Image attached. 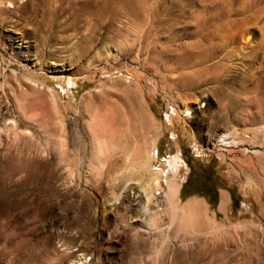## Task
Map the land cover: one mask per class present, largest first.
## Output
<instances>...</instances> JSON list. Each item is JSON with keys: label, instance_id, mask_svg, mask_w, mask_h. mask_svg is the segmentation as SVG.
Masks as SVG:
<instances>
[{"label": "rangeland", "instance_id": "rangeland-1", "mask_svg": "<svg viewBox=\"0 0 264 264\" xmlns=\"http://www.w3.org/2000/svg\"><path fill=\"white\" fill-rule=\"evenodd\" d=\"M25 1L0 0V264H264V0Z\"/></svg>", "mask_w": 264, "mask_h": 264}, {"label": "bare ground", "instance_id": "bare-ground-1", "mask_svg": "<svg viewBox=\"0 0 264 264\" xmlns=\"http://www.w3.org/2000/svg\"><path fill=\"white\" fill-rule=\"evenodd\" d=\"M2 1H4V0H2ZM6 1H7V0H6ZM12 1H16V2H17V0H12ZM24 1H25V0H24ZM38 1H39V0H38ZM46 1H48V3H47V6H45V9H48V7H49L50 5L52 6V3L55 2V0H46ZM61 1H62V0H61ZM81 1H82V0H81ZM83 1H84V0H83ZM95 1H100V0H95ZM102 1H103V0H102ZM125 1H126V3H129L127 6H130V3L133 2V1H131V0H130L131 2H130L129 0H128V1L125 0ZM125 1L123 2L124 4H125ZM134 1H135V0H134ZM139 1H140V0H138V2H139ZM141 1H142V0H141ZM141 1H140V2H141ZM189 1H190V0H189ZM204 1H207V0H204ZM208 1H209V0H208ZM208 1H207V2H208ZM224 1H226V0H224ZM235 1H236V0H235ZM237 1H238V0H237ZM244 1L246 2V0H243V2H244ZM21 2H23V1H21ZM34 2H35V1L26 0L24 3H22L20 6H18V10H19V12H21L22 15H23V14H26V13H30V14H31L30 16H32V17H37V16H38V13H39V8H38L39 5L36 4V3H34ZM73 2H74V1H73ZM78 2H79V1H78ZM86 2H87V1H85V3H86ZM104 2H105V1H104ZM138 2H137V3H138ZM144 2H145V1L143 0L141 4H143ZM207 2H205L206 5H207ZM213 2H214V1H213ZM233 2H234V1H233ZM245 2H244V3H245ZM7 3H8V2H7ZM9 3H10V2H9ZM17 3H20V2H17ZM105 3H106L107 5L109 4L107 1H106ZM105 3H104V4H105ZM112 3H113V2H112ZM116 3H117V2H116ZM133 3H134V2H133ZM146 3H147V2H145V4H146ZM217 3H219V2L217 1ZM220 3H221V0H220ZM222 3H225V2H223V0H222ZM64 4H65V3H64ZM97 4H98V5H101V4H99L98 2H97ZM104 4H103V5H104ZM106 4H105V5H106ZM145 4H144V5H145ZM187 4H189L188 1H187ZM191 4H192V3H191ZM227 4H228V3H227ZM232 4H233V3H232ZM232 4H231V5H232ZM246 4H247V3H246ZM253 4H254V3H253ZM10 5H11V3H10ZM12 5H13V3H12ZM60 5H62V4H60ZM66 5H67V4H66ZM69 5H70V4H69ZM75 5H76V4H75ZM88 5H89V4H88ZM103 5H102V6H103ZM105 5H104V6H105ZM110 5H112V4H110ZM110 5H109V6H110ZM113 5H114V3H113ZM144 5H141V6H144ZM147 5H148V4H147ZM147 5H145V6H147ZM192 5H193V4H192ZM201 5H202V4H201ZM206 5H205V6H206ZM216 5H218V4H216ZM219 5H220V4H219ZM222 5H223V4H222ZM231 5H230V7H231ZM234 5H235V4H234ZM244 5H245V4H244ZM78 6H80V5H78ZM82 6H83V5H82ZM102 6H100V7H102ZM104 6L102 7L103 9H104ZM109 6H107V8H105L107 12L105 11V9H104V12H103V9L101 8V9H102V10H101V11H102V12H101V15H102V13H105V12L107 13V14H105V15H108V10H107V9L110 8ZM122 6H123V5H122ZM139 6H140V3H139ZM181 6H182V5H181ZM181 6H180V7H181ZM189 6H191V5H189ZM193 6H194V5H193ZM202 6H203V5H202ZM207 6H208V5H207ZM209 6H213V5H211V3H210ZM242 6H243V4H242ZM0 7H2V6H0ZM3 7H4V6H3ZM11 7H12V6H11ZM40 7H41V6H40ZM53 7H54V6H53ZM57 7H58V5H57ZM61 7H62V6H60V7H58V8L60 9ZM72 7H74V6H72ZM80 7H81V6H80ZM86 7H87V6H86ZM100 7H99V8H100ZM132 7H133V4H132V6H131V9H132ZM134 7H135V9H137L136 6H134ZM151 7H152V6H151ZM151 7H150V8H151ZM180 7H179V8H180ZM183 7H185V5L181 7L182 9L180 8L181 12L185 9V8L183 9ZM187 7H188V5H187ZM195 7H196V6H195ZM195 7H194V8H195ZM213 7H214V6H213ZM221 7L223 8L224 6H221ZM221 7H220V8H221ZM244 7H245V6H244ZM246 7H247V6H246ZM7 8L11 9L10 6L7 7ZM15 8H16V7H15ZM68 8H69V7H68ZM78 8H79V7H78ZM87 8H90V7H87ZM95 8H96V9H95ZM95 8H94V9L98 11L99 8L97 9V6H96ZM125 8H126V9H124V10H127V8H128V7H126V4H125ZM141 8H142V7H141ZM154 8H155V7H154ZM160 8H161V7H160ZM170 8H171V7H170ZM205 8H207V7H205ZM211 8H212V7H211ZM218 8H219V6H218ZM218 8H216L215 10H219ZM224 8H226V7H224ZM9 9H8V10H9ZM12 9H13V8H12ZM51 9H52V8H51ZM59 9H58V11H59ZM85 9H86V8H85ZM85 9H84V6H83L82 8H80V10H79V9H75V8H73V10H74L75 12L79 13V14H82V11L85 12ZM90 9H91V8H90ZM113 9H114V7L112 6V10H113ZM116 9H117V8H116ZM121 9H122V8H121ZM142 9H143V8H142ZM146 9H147V7H146ZM146 9H143L142 11L144 12V10H146ZM157 9H158V8H157ZM171 9H172V8H171ZM173 9H174V8H173ZM188 9H189V8H188ZM198 9H199V8H198ZM227 9H228V8H227ZM254 9H255V8H254ZM81 10H82V11H81ZM95 10H94V11H95ZM147 10H148V9H147ZM147 10H146V13H147ZM151 10H152V9H151ZM151 10H149V11H151ZM159 10H160V9H159ZM178 10H179V9H178ZM178 10H177V11H178ZM180 10H179L177 13H179ZM185 10H186V9H185ZM189 10L192 11L193 9L190 8ZM211 10H214V9H211ZM224 10H225V9H224ZM231 10H232V9H231ZM258 10H259V9H258ZM261 10H262V9H261ZM9 11H10V10H9ZM13 11H16V10H13ZM13 11H12V12H13ZM49 11H50V8H49ZM53 11H54V10H53ZM58 11H57V12H58ZM64 11H65V10H64ZM94 11H93V12H94ZM97 11L95 12L96 15L99 14ZM116 11H117V10H116ZM118 11H120V10H118ZM138 11H139V9H138ZM191 11H190V12H191ZM204 11L206 12V9H205ZM66 12H67V11H66ZM75 12H74V13H75ZM99 12H100V10H99ZM127 12H130V9H129ZM131 12H132V11H131ZM157 12H158V10H157ZM174 12H175V11H174ZM202 12H203V10H202ZM202 12H201V13H202ZM215 12H216V11H215ZM263 12H264V11H263ZM16 13H17V12H16ZM16 13H15V14H16ZM72 13H73V12H72ZM110 13H112V12L110 11ZM114 13H115V12H114V10H113V14H114ZM116 13L118 14V12H116ZM119 13H120V12H119ZM122 13H123V11H122L120 14H122ZM132 13L134 14V12H132ZM135 13H136V12H135ZM139 13H140V12H139ZM144 13H145V12H144ZM152 13L155 14L154 12H152ZM152 13H150V14H152ZM163 13H164V11L162 12V14H163ZM171 13H173V12H171ZM186 13H187V11H186ZM195 13H196V12H195ZM201 13H200V15L204 14V13H202V14H201ZM211 13H212V12H211ZM211 13H210V14H211ZM216 13H217V12H216ZM220 13H221V12H220ZM222 13L225 14L226 12L224 13L223 10H222ZM222 13H221V14H222ZM243 13H244V12H243ZM245 13H246V12H245ZM1 14H2V13H1ZM8 14H11V12H10V13L8 12ZM18 14H19V13H18ZM56 14L58 15V13H56ZM84 14H85V13H84ZM113 14H111V15H113ZM125 14H126V12H125ZM133 14H132V15H133ZM142 14H143V13H141V15H142ZM157 14H158V13H157ZM162 14H161V15H162ZM167 14H168V11H167ZM183 14H184V12H183ZM193 14H194V13H193ZM214 14H215V13H214ZM217 14H218V13H217ZM223 14H222V15H223ZM62 15H63V14H62ZM90 15H93V14H90ZM101 15H100V16H101ZM115 15H116V14H115ZM127 15H129V13H128ZM134 15H135V14H134ZM158 15H159V14H158ZM170 15H171V14H170ZM186 15H187V14H186ZM204 15L206 16V14H204ZM207 15H208V13H207ZM211 15H212V14H211ZM211 15H210V16H211ZM222 15H221V16H222ZM232 15H233V14H232ZM241 15H242V14H241ZM11 16H12V14H11ZM14 16H15V15H14ZM16 16H17V15H16ZM20 16H21V15H20ZM73 16H74V15H73ZM79 16H80V15H79ZM83 16H84V15H83ZM83 16H82V17H83ZM85 16H86V14H85ZM85 16H84V17H85ZM102 16H103V15H102ZM113 16H114V15H113ZM120 16H121V15H119L118 18H122V16H121V17H120ZM124 16H125V15H123V18H125ZM137 16H138V15H137ZM137 16H136V17H137ZM146 16H147V14H146ZM150 16H151V15H150ZM152 16H153V15H152ZM174 16H176V15H174ZM177 16H178V15H177ZM183 16H184V15H183ZM190 16H191V15H190ZM205 16H204V17H205ZM214 16H217V15L215 14ZM221 16H220V17H221ZM260 16H261V15H260ZM77 17H78V16H77ZM89 17H90V16H89ZM97 17H98V15H97V16H94V21L97 20V19L99 18V19H100L99 21L102 22V21H101L102 18H101V17H98V18H97ZM104 17H105V16H103V18H104ZM129 17H130V16H128L127 18H129ZM140 17H141L140 19H142L143 17H145V15H144L143 17H142V16H140ZM148 17H149V14H148ZM153 17H154V16H153ZM196 17H197V18H196ZM196 17H195V18L198 19V18L201 17V16H197V15H196ZM204 17H201V19H204ZM206 17H207V16H206ZM218 17H219V16H218ZM254 17H255V16H254ZM254 17H253V18H254ZM3 18H4V17H3ZM55 18H56V17H55ZM75 18H76V17H75ZM85 18H86V17H85ZM91 18L93 19V17H91ZM91 18H90V19H91ZM96 18H97V19H96ZM109 18H110V22H111V16H110V14H109ZM130 18H131V17H130ZM130 18H129V19H130ZM138 18H139V17H138ZM176 18H177V17H176ZM182 18H183V17H182ZM187 18H190V17L187 16ZM193 18H194V17H193ZM221 18H222V17H221ZM69 19H70V18H69ZM78 19H79V18H78ZM87 19H88V18H87ZM115 19H116V16H115ZM135 19H137V18L134 17V20H135ZM140 19H138V20H140ZM152 19H153V18H152ZM178 19H179V18H178ZM199 19H200V18H199ZM201 19L199 20L200 22L202 21ZM216 19H217V18H216ZM262 19H263V18H262ZM4 20H5V18H4ZM76 20H77V18H76ZM81 20H82V19H81ZM105 20H106V19H105ZM108 20H109V19H108ZM120 20H121V19H120ZM123 20L125 21L126 19H123ZM123 20H122V21H123ZM154 20H155V19H154ZM170 20H171V19H170ZM183 20H184V18H183ZM190 20H191V19H190ZM190 20H189V21H190ZM204 20H205V19H204ZM90 21H91V20H89L88 23H92V21H91V22H90ZM103 21H104V20H103ZM124 21H123V22H124ZM130 21H131V20H130ZM147 21H148V20H147ZM178 21H179V20H178ZM187 21H188V20H187ZM189 21H188V23H185V26H186V24H189V23H190ZM194 21H196V20H194ZM207 21H208V19H207ZM212 21H213V20H212ZM223 21H224V19H223ZM230 21H231V20H230ZM251 21H252V20H251ZM258 21H259V19H258ZM5 22H6V21H5ZM74 22H75V21H74ZM95 22H96V21H95ZM110 22H109V23H110ZM123 22H122V23H123ZM127 22H128V21H127ZM134 22H136V21H134ZM139 22H141V21H139ZM139 22H137L136 24H138ZM184 22H186V19H185V21H183V23H184ZM191 22H192V21H191ZM197 22H198V20H197ZM203 22H204V21H203ZM205 22H206V21H205ZM205 22H204V23H205ZM213 22H214V21H213ZM227 22H228V21H227ZM247 22H248V21H247ZM249 22H250V20H249ZM263 22H264V20H263ZM2 23H3V22H2ZM45 23H46V25H45L44 27H45L46 30H50V29L56 24L55 22H53V21H51V20H50V21H46ZM96 23H97V22H96ZM111 23H112V22H111ZM117 23H119V22H117ZM122 23H121V24H122ZM124 23H125V22H124ZM128 23H129V24H132V23H130V22H128ZM128 23H127V24H128ZM142 23H143V22H142ZM192 23H193V22H192ZM208 23H209V22H208ZM208 23H207V24H208ZM210 23H211V22H210ZM215 23H216V22H215ZM218 23H219V22H218ZM225 23H226V22H225ZM233 23H234V22H233ZM85 24H86V23H85ZM121 24H120V25H121ZM129 24H128V25H129ZM197 24H198V23H197ZM200 24H201V23H200ZM205 24H206V23H205ZM205 24H204V26H206ZM216 24H217V23H216ZM216 24H214V25L216 26ZM227 24H228V23H227ZM227 24H226V25H227ZM250 24H251V23H250ZM256 24H258V23H256ZM90 25H91V24H90ZM99 25H100V24H97V26H99ZM102 25H103V23H102ZM108 25H109V24H108ZM108 25H107V26H108ZM113 25H114V24H113ZM113 25H112V26H113ZM124 25H126V24H124ZM124 25H123V26H124ZM134 25H135V24H134ZM190 25H191V24H190ZM211 25H213V24H211ZM214 25H213V28L215 27ZM230 25H231V24H230ZM237 25H238V23H237ZM254 25H255V24H254ZM261 25H262V24H261ZM34 26H35V25H34ZM70 26H71V25H70ZM109 26H110V25H109ZM109 26H108V27H109ZM135 26H136V25H135ZM140 26H141V25H140ZM193 26H196V24L193 25ZM200 26L202 27V25H200ZM228 26H229V25H228ZM246 26H247V25H246ZM32 27H33V26H32ZM92 27H93V24H92ZM94 27H95V25H94ZM114 27H115V25H114ZM124 27H126V26H124ZM130 27L133 28L134 26L131 25ZM130 27H129V28H130ZM190 27H191V26H190ZM196 27H197V26H196ZM207 27H208V26H206V28H207ZM217 27H218V26H217ZM229 27H230V26H229ZM243 27H244V23H243ZM243 27H242V28H243ZM247 27H248V26H247ZM122 28H123V27L121 26V29H122ZM132 28H131V29H132ZM137 28H138V30L141 29L140 27H137ZM203 28H204V27H203ZM203 28H202V29H203ZM219 28H220V27H219ZM227 28H228V27H226L225 29H227ZM232 28H233V27H232ZM232 28H231V29H232ZM236 28H237V27H236ZM238 28H239V27H238ZM68 29H69V28H68ZM82 29H83V28H82ZM96 29L98 30V28H96ZM96 29H95V30H96ZM111 29H112V28H111ZM113 29H114V28H113ZM113 29H112V30H113ZM123 29L126 30L125 28H123ZM127 29H128V28H127ZM133 29H136V27L133 28ZM133 29H132V30H133ZM143 29H144V28H143ZM158 29H159V28H158ZM197 29H199L200 32H202V34L204 33L203 31H201V28L198 27ZM197 29H196V33H197ZM204 29H205V28H204ZM207 29H210V27L207 28ZM231 29H230V30H231ZM243 29H244V28H243ZM34 30H35V29H34ZM38 30H39V29H38ZM128 30H130V29H128ZM138 30H136V31H138ZM215 30H216V29H215ZM220 30H221V29H220ZM223 30H224V29H223ZM263 30H264V29H263ZM79 31H81V29H80ZM89 31H90V29H89ZM102 31H103V30H102ZM109 31H110V30H109ZM118 31H119V30H118ZM140 31H142V29H141ZM140 31L138 32V34L140 33ZM204 31H205V30H204ZM217 31H218V29H217ZM250 31H251V30H250ZM31 32H33V31H31ZM52 32H53V31H52ZM112 32H115V30H113ZM126 32H127V30H126L125 33H123V34H126ZM133 32H135V30H134ZM142 32H143V31H142ZM142 32H141V33H142ZM198 32H199V31H198ZM200 32H199L198 34H200ZM209 32H211V33L213 34V36H215V35H214V32H212L211 30H210ZM218 32H219V31H218ZM226 32H227V30H226ZM232 32L234 33V31L232 30V31L230 32L231 35H232ZM239 32H240V31H239ZM106 33H107V32H106ZM106 33H105V34H106ZM108 33H109V32H108ZM120 33H122V32H120ZM128 33H129V34L132 33L131 30H130V32H128ZM128 33H127V34H128ZM148 33H149V32H148ZM194 33H195V32H194ZM216 33H217V32H216ZM216 33H215V34H216ZM228 33H229V31H228ZM94 34H95V33H94ZM116 34H118V32H117ZM123 34H121V36H122ZM143 34H144V33H143ZM145 34H147V33H145ZM192 34H193V33H192ZM198 34H197V36H198ZM206 34H207V33H206ZM206 34H205V35H206ZM212 34H210V36H211ZM226 34H227V33H225L224 35H226ZM236 34H237V33H236ZM236 34H235V35H236ZM240 34H241V33H240ZM262 34H263V33H262ZM101 35H102V34H101ZM113 35H114V34H113ZM132 35H136V34L134 33V34H132ZM139 35H140V34H139ZM148 35H149V34H148ZM193 35H194V34H193ZM200 35H201V34H200ZM216 35H217V34H216ZM104 36H105V35H104ZM124 36H125V35H124ZM124 36H122V37L124 38ZM144 36H145V35H144ZM210 36H209V37H210ZM226 36H229V34L226 35ZM238 36H239V35H238ZM89 37H90V36H89ZM99 37L102 38V36H99ZM111 37H112V35H111ZM116 37H117V35H116ZM127 37H128V35H126V39H127ZM129 37H130V36H129ZM129 37H128V38H129ZM131 37H132V36H131ZM131 37H130V38H131ZM148 37H149V36H148ZM198 37H199V36H198ZM201 37H202V36H201ZM204 37H205V36H204ZM229 37H230V36H229ZM229 37H227V38H229ZM233 37H234V35H233ZM240 37H241V35H240ZM240 37H238V38H240ZM244 37H245V41H246V42H249V41H250V37H249L248 35H247V36L245 35ZM90 38H92V37H90ZM90 38H89V39H90ZM93 38H94V37H93ZM104 38H105V37H104ZM108 38H109V35H108ZM207 38H208V37H207ZM227 38H226V39H227ZM230 38H232V37H230ZM230 38H229V39H230ZM242 38H243V37H242ZM70 39H71V38H70ZM143 39H144V38H143ZM146 39H147V36H146ZM146 39H144V40H146ZM151 39H153V38H151ZM220 39H221V37H220ZM234 39H235V38H234ZM120 40H121V39H120ZM127 40H128V39H127ZM130 40H131V39H129L128 41H130ZM133 40H134V39H133ZM147 40H148V39H147ZM199 40H200V39H199ZM202 40H203V39H202ZM224 40H225V39H224ZM230 40H231V39H230ZM230 40H228V43H229ZM262 40H263V39H262ZM100 41H101V40H100ZM122 41H123V40H121V42H122ZM205 41H206V40H205ZM238 41H239V40H238ZM243 41H244V40H243ZM92 42H93V41H92ZM126 42H127V41H126ZM201 42H202V41H201ZM119 43H120V42H119ZM130 43H131V41H130ZM130 43H129V44H130ZM195 43H196V42H194V44H195ZM197 43H199V42H197ZM202 43H203V42H202ZM216 43H219V42H216ZM220 43H221V42H220ZM226 43H227V42H226ZM231 43H232V41H231ZM231 43H229V44L231 45ZM244 43H245V42H244ZM123 44L125 45V43H123ZM147 44H151V43H148V42H147ZM147 44L144 45V46L142 45L143 47H141V48H146V47H148ZM194 44H192V45H193V46H192L193 48H194ZM210 44H211V43H210ZM229 44H228V45H229ZM232 44H234V43H232ZM239 44H240V43H239ZM126 45H127V43H126ZM126 45H125V46H126ZM196 45H197V44H196ZM196 45H195V46H196ZM201 45H202V44H201ZM212 45H213V44H212ZM221 45H222V44H220V47H221ZM228 45H227V47H229ZM242 45H243V44H242ZM248 45H249V44H248ZM248 45H247V46H248ZM263 45H264V43H263ZM120 46H121V44H120ZM128 46H129V45H127V47H128ZM130 46L132 47L133 45L131 44ZM145 46H146V47H145ZM150 46H151V45H150ZM202 46H203V45H202ZM122 47H123V45H122ZM122 47H121V48H122ZM205 47H206V46H205ZM210 47H211V45H210ZM213 47H214V46H213ZM245 47H246V45H245ZM124 48H125V47H124ZM234 48H235V46H234ZM241 48H242V47H241ZM125 49L127 50V48H125ZM125 49H124V50H125ZM146 49H148V48H146ZM146 49H144V51H145ZM206 49H207V48H206ZM206 49H205V50H206ZM223 49H224V48H223ZM126 50H125V51H126ZM128 50H129V49H128ZM194 50H195V49H194ZM200 50H201V49H200ZM200 50H199V51H200ZM220 50H221V49H220ZM241 50H242V49H241ZM147 51H148V50H147ZM202 51H203V50H202ZM217 51H218V50H217ZM222 51H223V50H222ZM225 51H226V50H225ZM141 52H142V51H141ZM145 52H146V51H145ZM145 52H144V53H145ZM153 52H154V51H153ZM227 52H228V51H227ZM199 53H201V52H198V55H200ZM228 53H229V52H228ZM231 53H233V52H231ZM153 54H154V53H153ZM202 55H203V54H202ZM202 55H200V58H201ZM159 56H160V55H159ZM209 56H210V55H209ZM212 56H213V55H212ZM160 57H161V56H160ZM197 57H198V59H200L199 56H197ZM202 57H203V56H202ZM212 58H213V57H212ZM201 59H202V58H201ZM205 59H207V58H205ZM208 59H211V58H208ZM161 60H162V59H161ZM211 60H212V59H211ZM215 60H217V59H215ZM156 61H157V60H156ZM198 61H199V60H198ZM200 63H201V62H199V64H200ZM203 63H205V62L203 61ZM209 63H210V62H209ZM205 64H206V63H205ZM201 65H202V63H201ZM202 66H203V65H202ZM211 66H212V65H211ZM214 67H215V65H214ZM211 68H212V67H211ZM127 85H128V84H127ZM260 85H261V84H260ZM261 86H262V85H261ZM131 88H132V87H131ZM50 90H51V89H50ZM261 99H262V98H261ZM261 99H260V100H261ZM187 112H188V110H186V113H187ZM187 114H189V112H188ZM106 131H107V127L104 126V128H103L102 130H100V132H101L100 134H102V135H106V134H107ZM106 142H107V140H106ZM109 143H111V142H109ZM226 143H227V142H226ZM64 153H65V152H64ZM66 153H67V152H66ZM157 183L159 184L160 181L158 180ZM179 188H180V187L175 186L174 183H173V185L171 186V192H172V194H174L176 191L178 192V189H179Z\"/></svg>", "mask_w": 264, "mask_h": 264}, {"label": "crops", "instance_id": "crops-1", "mask_svg": "<svg viewBox=\"0 0 264 264\" xmlns=\"http://www.w3.org/2000/svg\"><path fill=\"white\" fill-rule=\"evenodd\" d=\"M169 166H170V164H169ZM181 172L182 171L179 170L176 177L174 176V178H172V180H171L172 184L174 183L178 187H180L178 189V195L179 196L185 195L186 196L185 198L187 199L188 202L198 201L199 199L193 195L194 193H188L187 192L188 188L192 185V179L195 177L194 173H189V172H186L185 170H184V172H182V173ZM227 197H228V193L226 191L219 190L218 191V198H216L215 202H212L210 199H209V201L204 199V201L209 206H212V204H214V206L216 207L217 213L222 214L225 217H227L228 207L232 203V200L229 198V201H228Z\"/></svg>", "mask_w": 264, "mask_h": 264}, {"label": "trees", "instance_id": "trees-1", "mask_svg": "<svg viewBox=\"0 0 264 264\" xmlns=\"http://www.w3.org/2000/svg\"><path fill=\"white\" fill-rule=\"evenodd\" d=\"M205 185H206V183H205Z\"/></svg>", "mask_w": 264, "mask_h": 264}]
</instances>
